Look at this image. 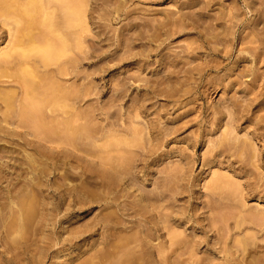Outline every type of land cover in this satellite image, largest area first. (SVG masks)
I'll list each match as a JSON object with an SVG mask.
<instances>
[{
    "label": "rangeland",
    "instance_id": "obj_1",
    "mask_svg": "<svg viewBox=\"0 0 264 264\" xmlns=\"http://www.w3.org/2000/svg\"><path fill=\"white\" fill-rule=\"evenodd\" d=\"M0 9V264H264V0Z\"/></svg>",
    "mask_w": 264,
    "mask_h": 264
},
{
    "label": "bare ground",
    "instance_id": "obj_2",
    "mask_svg": "<svg viewBox=\"0 0 264 264\" xmlns=\"http://www.w3.org/2000/svg\"><path fill=\"white\" fill-rule=\"evenodd\" d=\"M3 1H4V0H0V2H1L2 4H3ZM4 4H5V3H4ZM28 6H29V5H28ZM30 6H31V3H30ZM33 6H35V5H33ZM3 7H4V5H3ZM5 7L7 8V7H9V6H5ZM9 8H10V7H9ZM31 8H32V6H31ZM31 8H29L28 10H30ZM34 8H35V7H34ZM82 8H83V7H82ZM3 9L6 10L5 12H7V9H5V8H3ZM3 9H0V10L2 11ZM26 9H27V8H26ZM80 9H81V8H80ZM4 10H3V11H4ZM8 10H9V9H8ZM17 10H18V9H17ZM19 10H20V9H19ZM22 10H23V9H22ZM76 10H78V9H76ZM3 11H2V13H3ZM20 11H21V10H20ZM26 11H27V10H26ZM26 11H25V12H26ZM32 11H34V10H31V12L29 11V13L26 12L25 15L23 14V12H24V11H23V12H22L23 15L21 14L23 17L26 16V15L28 16V20H29V21H26V23H25V20L27 19V18H26L27 16L24 17V20H23L22 18H21V19H22V20L24 21V23H25V25H24L25 28H28V29L30 28V30H31V27H32V25H33L32 22L35 21V19H36V18L34 19L33 16H31V15H34ZM5 12H4V14H6ZM72 12H73L74 15H75V12H76V11H73V10H72ZM77 12H78V11H77ZM30 13H31V14H30ZM0 14H1V12H0ZM77 14H78V13H77ZM29 15H30V17H32V18H30ZM78 15H79V14H78ZM3 16H4V15H3ZM5 16H6V15H5ZM71 16H72V15H71ZM81 16H82V15H80V17H81ZM6 17H7V16H6ZM7 18H8V17H7ZM29 18H30V19H29ZM47 18H48V17H47ZM82 18H83V17H82ZM82 18H81V19H82ZM4 19H5V17H4ZM31 19H34V20H33V21H30ZM48 19H49V18H48ZM48 19H47V22L49 23V22H50V21H49L50 19H49V20H48ZM67 19H68V18H67ZM81 19H80V22H81ZM75 20H76V18H75ZM78 20H79V19H78ZM78 20H77V21H78ZM168 20H169V19H168ZM2 21H4V20H2ZM19 21H21V20H19ZM44 21H45V19L43 20V22H44ZM70 21H71V20H70ZM4 22H6V21H4ZM72 22H73V21H72ZM19 23H20V22H19ZM45 23H46V22H45ZM48 23H47V24H48ZM81 23H83V22H81ZM43 24H44V23H43ZM72 24L74 25V23H72ZM19 26H20V24H19ZM19 26H18V27H19ZM30 26H31V27H30ZM165 26H166V25H165ZM22 27H23V26H22ZM25 28H24V31H26L25 33H24V31H20V32H23L22 34H24V36H21V37H20V40H18V39H19V38H18L19 35H18V37H17V38H18V39H17V42H19V43H20L22 37H23V39H24V37H25V39H26V37H27V39H28V38H30V39L33 38V37H32V38L30 37V36H33V33H32V35H30V34H31L30 30H29V33H28V32H27L28 29L25 30ZM33 28H35V27H33ZM22 29H23V28H22ZM19 30H20V28H19ZM52 33H55V31H54V32L52 31ZM52 33H51V35H52ZM58 33H59V32H58ZM63 33H64V32H63ZM25 34H26V35H25ZM20 35H21V33H20ZM27 35H28V36H27ZM51 35H50V36H51ZM58 35L60 36L61 34H57V36H58ZM65 35H67V34L65 33ZM48 36H49V34H48ZM57 36H56V37H57ZM59 36H58V38H59ZM61 36L65 37L64 35H61ZM67 36H68V35H67ZM52 37H53V36H52ZM56 37H55V38H56ZM63 37H61V38H63ZM49 38H50V37H49ZM61 38H59V40H57L55 43L58 44V41H61V40H62ZM67 38H68V37H67ZM45 39H46V37L44 38V40H45ZM47 39H48V38H47ZM51 39H52V38H51ZM60 39H61V40H60ZM48 40H49V39H48ZM28 41H29V40H28ZM31 41H33V40H30V42H31ZM46 41H47V40H46ZM49 41H50V40H49ZM49 41L45 42V43H44L45 45H44V44H40V46H41V45H44V46H45V48H43V51H44V54H43V57H44V58H43V59L45 60V57H46V62L48 61V58H47V57H48L49 54L52 55V54L54 53L53 55H54L55 57L58 56V55H61V54H58V53H60V51H59L58 49H59V47L61 48V47L63 46V45L60 44V42H59V45H62V46H59V47L57 46V48H58L57 50H58V51L56 52V50H55L56 47H54V44H55V43H53L55 40H51V41H50L51 43H53L52 45H51V43H49ZM63 41H65V39H64ZM25 42H26V41H25ZM46 43H47V44H46ZM63 43H64V42H63ZM14 44H15V43H14ZM22 44H24L25 46H26V45H27V46L29 45L28 43H24V42H23ZM56 44H55V45H56ZM66 44H68V42H67ZM19 45H20V44H19ZM24 45H23V46H24ZM46 45H48V46H49V45L53 46L55 52L53 51V49H52L51 46H49V47L47 46V47H48V48H47ZM64 45H65V44H64ZM13 46H15V45H13ZM20 46H21V45H20ZM65 47H67V46L65 45V46L63 47L62 51L67 49V48H65ZM13 48H14V47H13ZM18 48H19V47H18ZM20 48H22V47H20ZM24 48H25V47H24ZM28 48H29V52H26L27 50H24V51L21 50V51H23V52H21V53H20V50H15V51H17V52H18L19 54H21V55H22V54L25 55V54H28V53L33 54L34 52H33V49H32V48H34V47H28ZM38 48H39V47H38ZM46 48H47V49L50 48L48 52L46 51ZM213 48H214V47H213ZM22 49H23V48H22ZM31 49H32V51H31ZM215 49H216V47H215ZM36 50H37V49H36ZM36 50H35V52H37ZM50 50H51V51H50ZM45 51H46L47 53H46ZM214 51H215V50H214ZM221 51H222V50H221ZM7 52H8V51H7ZM32 52H33V53H32ZM38 52H39V53H40V52L42 53L41 49L38 50ZM50 52H51V53H50ZM65 52H66V51H65ZM4 53H6V52H4ZM45 53H46V56H45ZM47 54H48V55H47ZM55 54H56V55H55ZM63 54H64V52H63ZM3 55H4V54H3ZM53 55H52V56H53ZM218 55H219V54H218ZM14 56H15V55L12 56V53L9 52V53H7L4 57H2V58H3V61H1V62L3 63V62H4V58H5L6 61H9V63H8V62H7V63L10 64V66H12L10 61L13 60V59L10 60V57H11V58H15V59H17V57H14ZM31 56H32V55H31ZM52 56L49 55V59H50V60H51ZM54 56H53L52 60L54 59ZM25 57H26V55H25ZM25 57H24V58H25ZM27 57L29 58L30 56H27ZM27 57H26V58H27ZM59 57H60V56H59ZM0 58H1V57H0ZM7 58H8V59H7ZM28 58H27V60H29ZM57 59H58V58H57ZM17 60H18V59H17ZM20 60H21V61H23V60L27 61L26 59H23V60L20 59ZM13 61H14V60H13ZM13 61H12V62H13ZM14 62H15V61H14ZM43 62H44V61H43ZM262 62H263V61H262ZM2 63H1L0 66H2ZM5 63H6V62H4L3 65H5L6 67H8V66H7L8 64H5ZM18 63H19V64H18ZM48 63H49V62H48ZM263 63H264V62H263ZM20 64H22V62H17V67H18ZM50 64H54V63H50ZM14 65H15V63L13 64V66H14ZM22 65H23V64H22ZM26 65H27V64H26ZM45 65H46V64H45ZM20 66H21V65H20ZM27 66H28V65H27ZM49 66H50V65H48V67H49ZM208 66H209V65H207L206 68H207ZM217 66H218V65H216V67H217ZM219 66H220V65H219ZM15 67H16V65H15ZM15 67H14V68H15ZM17 67H16V68H17ZM21 67H22V66H21ZM24 67H25V66H24ZM44 67H45V66H44ZM56 67H57V66H56ZM214 67H215V66H214ZM8 68H12V67H8ZM18 68H19V67H18ZM18 68H17V69H18ZM22 68H23V67H22ZM46 68H47V66H46ZM57 68H59V67H57ZM61 68H62V67H61ZM204 68H205V67H204ZM204 68H203V69H204ZM217 68H218V67H217ZM219 68H221V67H219ZM222 68H223V67H222ZM253 68H254V67H253ZM19 69H20V68H19ZM25 69H26V68H25ZM25 69H23V70H25ZM59 70H60V69H59ZM191 70H192V69H191ZM200 70H201V69H200ZM200 70H199V71H200ZM208 70H209V69H208ZM249 70H250V69H249ZM33 71H34V70H33ZM54 71H55V70H54ZM187 71H188V70H187ZM213 71H214V70H213ZM215 71H218V70L216 69ZM25 72H26V71H25ZM61 72H62V71H61ZM64 72H65V71H64ZM199 73H200V72H199ZM199 73H198V74H199ZM26 74L29 75L30 73H26ZM60 74H61V73H60ZM19 75H20V73H19ZM21 75H22V73H21ZM28 75H27V76H28ZM30 75H31V74H30ZM30 75H29V76H30ZM62 75H63V74H62ZM259 75H261V74H259ZM262 75H263V74H262ZM7 76H8V75H7ZM23 76H24V75H23ZM0 77H1V76H0ZM10 77H11V76H10ZM12 77H14V76H12ZM255 77H257V76L255 75ZM7 78H8V77H7ZM20 78H21V77H20ZM26 78H27V77H26ZM30 78H31V77H30ZM200 78H201V77H200ZM23 79H25V78H23ZM23 79H22V80H23ZM260 79H261V76H260ZM29 80H30V79H29ZM8 81H10V80H8ZM11 81H12V80H11ZM26 81H28V80L26 79L25 82H26ZM13 82H14V81H13ZM25 82H23V83H25ZM30 82H31V81H29V83H30ZM32 82H33V81H32ZM32 82H31V83H32ZM11 83H12V82H11ZM26 84H27V83H26ZM34 84H35V82H34ZM21 85H25V84H22V83H21ZM27 85H28V84H27ZM32 85H33V84H32ZM25 86H26V85H25ZM29 86H31V84H30ZM33 86H34V85H33ZM33 86H32V87H33ZM18 87H19V86H18ZM52 88H53V86H52ZM55 88L57 89V86H56ZM55 88L51 89V91H53ZM19 89H20V88H19ZM46 90H47V89H45V92H46ZM48 90H49V89H48ZM47 92H48V91H47ZM47 92H46V93H47ZM59 92L61 93L60 97L63 98L62 95H63L65 92H64V91H59ZM59 92L56 91L55 93H58V94H55V95L58 96V95H59ZM63 92H64V93H63ZM49 93H50V92H49ZM49 93H47V94H49ZM1 95H2V94H0V97H1ZM49 95L51 96V98H52V96H55V95H51V94H49ZM8 96H9V95H8ZM50 96H49V97H50ZM9 97H11V96H9ZM9 97H8V99H11V98H9ZM55 97H56V96H55ZM58 97H59V96H58ZM58 97H57V98H58ZM60 97H59V98H60ZM13 98H14V97L12 96V100L16 99V98H14V99H13ZM57 98H56V100H57ZM59 98H58V101H59ZM65 98H67V95H66ZM1 99H3V98L1 97ZM1 99H0V100H1ZM8 99H5V100H8ZM34 99H35V98H34ZM36 99H37V98H36ZM39 99H40V97H39ZM41 99H42V98H41ZM53 99H54V98H53ZM3 100H4V99H3ZM63 100H64V99H63ZM9 101H11V100H9ZM14 101H15V100H14ZM33 102H36V101L33 100ZM48 102H50V103H47V102H46V103H47V104H46L47 107H49L48 104H51V103L53 104V102L56 103L57 101H55V99H54L53 102H52L51 100L48 101ZM59 102H60V101H59ZM42 103H43V102H42ZM42 103H41V104H42ZM60 103H61V102H60ZM0 104H1V103H0ZM5 104H6V103H5ZM43 104H44V103H43ZM8 105H9V104H8ZM10 105H12V104H10ZM44 105H45V104H44ZM46 105H45V106H46ZM0 106H2V105H0ZM6 106H7V104H6ZM51 106H52V105H51ZM51 106H50V107H51ZM55 106H56V104H55ZM57 106H58V104H57ZM9 107H10V106H9ZM50 107H49V109H50ZM52 107H53V106H52ZM0 108H1V107H0ZM51 109H52V108H51ZM51 109H50V110H51ZM54 109H55V108H54ZM53 111H56V110H53ZM1 114H2V113H1ZM4 114H5V113H4ZM5 115H6V114H5ZM122 163H123V162H122ZM124 164H125V163H124ZM109 167H110V166H109ZM120 167H121V166H120ZM122 167H123V166H122ZM125 168H126V167H125ZM93 178H94V177H93ZM95 178H96V177H95ZM95 178H94V179H95ZM97 179H99V177H98ZM116 183H117V182H116ZM115 185H116V184H115ZM111 186H112V185H111ZM166 228H167V227H166ZM129 229H130V228H129ZM167 229H169V227H168ZM167 232H168V231H167ZM144 233H145V232H144ZM169 233H170V232H169ZM167 234H168V233H167ZM149 235H150V234H149ZM162 235H163V234H162ZM169 235H171V237H172L173 235H175V233L173 232V235H172V234H169ZM146 237L148 238V236H146ZM150 237H151V236H150ZM173 237H174V236H173ZM175 237H176V236H175ZM144 238H145V237H144ZM147 238H146V239H147ZM148 239H150V238H148ZM147 241H148V240H147ZM140 245H141V244H140ZM162 258H163V257H162ZM239 258H240V257H239ZM245 258H246V257H245ZM164 259H165V258H164ZM168 260H169V259H168ZM190 260H191V259H190ZM188 261H189V260H188ZM227 261H228V260H227ZM242 261L244 262L243 258H242ZM228 262H229V261H228ZM238 262H239V261H238ZM240 262H241V261H240ZM141 263H142V261H141L139 264H141ZM159 263H160V262H159ZM165 263H166V262H165ZM168 263H169V262H168ZM168 263H167V264H168ZM171 263H172V262H171ZM173 263H174V262H173ZM177 263H178V262H177ZM184 263H185V262H184ZM178 264H179V263H178Z\"/></svg>",
    "mask_w": 264,
    "mask_h": 264
}]
</instances>
